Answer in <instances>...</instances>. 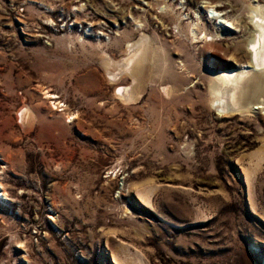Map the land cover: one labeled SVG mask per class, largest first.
I'll use <instances>...</instances> for the list:
<instances>
[{"label": "rangeland", "instance_id": "1", "mask_svg": "<svg viewBox=\"0 0 264 264\" xmlns=\"http://www.w3.org/2000/svg\"><path fill=\"white\" fill-rule=\"evenodd\" d=\"M32 1L0 0V264H264V113L219 114L210 94L247 62L253 0ZM193 20L220 36L190 39ZM143 34L126 103L103 58Z\"/></svg>", "mask_w": 264, "mask_h": 264}, {"label": "bare ground", "instance_id": "2", "mask_svg": "<svg viewBox=\"0 0 264 264\" xmlns=\"http://www.w3.org/2000/svg\"><path fill=\"white\" fill-rule=\"evenodd\" d=\"M214 6L209 5L208 7L209 20L216 19L218 21L219 19L216 26L217 29H220L223 23L226 25V22L224 19H221L220 13ZM159 8V13H161L163 6ZM248 14L251 20L252 30L251 34L244 40V57L247 59V62L233 68L212 73L213 77L210 84L211 102L216 106L219 114L256 111L264 113V4L260 3V0L251 1L248 6ZM136 23L137 25L139 24V22ZM202 28L199 21L195 22L193 20L188 27L189 38L208 44L213 43L220 36L219 31L214 34H208ZM151 43L152 38L148 34H143L135 43L128 45L126 57L119 60L103 58V64L110 78L113 82H116V89L118 91L115 92V95L126 103L138 100L144 90V79L146 77V69H148V62L153 59V56L148 55L150 50L148 46ZM163 50L164 48L160 47L154 50L156 53L155 62L157 61L161 64L157 74L160 77L163 72L168 70L167 58ZM126 74L131 76L133 80L132 84L120 82L121 78ZM170 87L172 88V85L164 86L163 89L168 93ZM33 113L29 105H24L19 115L21 123L24 125L29 124L33 120ZM71 116H73L71 113L67 115V117ZM0 185L3 186L1 182ZM1 194L4 197L7 196L4 188ZM138 197L145 205L150 206L148 204L149 200H147L149 197L147 199L142 196Z\"/></svg>", "mask_w": 264, "mask_h": 264}]
</instances>
